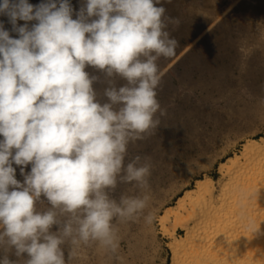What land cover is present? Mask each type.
<instances>
[{
    "label": "clouds",
    "instance_id": "1",
    "mask_svg": "<svg viewBox=\"0 0 264 264\" xmlns=\"http://www.w3.org/2000/svg\"><path fill=\"white\" fill-rule=\"evenodd\" d=\"M159 3L86 0L73 19L69 0L0 2L18 33L0 23V248L26 254L24 264H68L93 243L115 252L117 224L144 213L147 194L114 193L119 184L148 187L150 165L129 158L128 146L159 123L157 62L177 44ZM94 83L106 84L107 102ZM42 196L50 207L38 211ZM0 264L14 262L4 255Z\"/></svg>",
    "mask_w": 264,
    "mask_h": 264
},
{
    "label": "rangeland",
    "instance_id": "2",
    "mask_svg": "<svg viewBox=\"0 0 264 264\" xmlns=\"http://www.w3.org/2000/svg\"><path fill=\"white\" fill-rule=\"evenodd\" d=\"M39 1L32 5H39ZM69 1L73 8L72 18L76 19L86 0ZM161 5L166 9L165 18H171L168 31L177 44L173 56L162 57L157 62L160 84L156 91L160 111L154 119L159 123L144 134V137H154L149 148L142 145L143 139L128 146L129 158L139 155L142 163L150 165L148 187L141 190L134 184H119L114 193L117 199L121 194H147V207L139 219L121 223L124 231L120 230L121 224H117L119 244L115 252L93 243L79 248L68 264H170L171 250L167 242L171 238L158 231L157 215L166 204L175 203L177 196L193 185L196 177L206 172L219 175V162L240 151L244 137L264 135V107L260 110L257 107V99L264 102L260 92L264 89V76L252 73L264 72V0H160L157 6ZM5 21L4 18L0 21L4 29L18 38V33L9 30ZM35 22L21 24L27 23L31 28ZM241 69L247 70L248 78L240 79L242 82L236 87H229L235 83L237 71ZM85 71L103 79V73L90 66ZM221 76L226 79H220ZM125 83L122 79L116 80L117 87ZM93 85L96 92L101 93H97V98L102 103L107 102L103 96L106 84ZM212 92L222 97L221 110L204 109L194 113L192 103L205 107ZM164 108L168 109L166 113ZM188 118L196 119L198 124L192 133L186 130L190 129ZM183 143L190 144L188 149ZM153 152L156 159H148ZM13 167L16 179L23 182L21 166L14 164ZM24 171L25 174L30 172L31 164L24 166ZM48 207L50 205L42 196L36 204L37 210ZM148 215L150 222L144 218ZM51 230L57 231V226ZM177 231L184 233L185 229L179 226ZM62 249L68 260L70 246ZM14 251L0 248V258L7 255L14 264H24L27 255L16 257Z\"/></svg>",
    "mask_w": 264,
    "mask_h": 264
},
{
    "label": "bare ground",
    "instance_id": "3",
    "mask_svg": "<svg viewBox=\"0 0 264 264\" xmlns=\"http://www.w3.org/2000/svg\"><path fill=\"white\" fill-rule=\"evenodd\" d=\"M35 1L39 0H28L31 4ZM3 18L7 19V28L12 29L8 17L0 14V21ZM18 23L23 25L24 21ZM237 73L236 79L233 78L235 83L229 87L240 85V79L249 75L242 69ZM252 73L264 76V72ZM220 79L226 78L221 76ZM260 92L264 95V89ZM220 95L223 96L222 90ZM221 96L212 92L205 107L192 103V111L219 110ZM224 101L228 102V99ZM257 101L260 110L264 102ZM167 110L164 108L163 112ZM188 121L190 129L186 130L192 133L198 124L196 119L188 118ZM153 138L146 135L142 145L149 148ZM242 144L240 151L219 162V175L206 172L196 177L194 184L186 187L175 203L166 204L157 215L158 231L171 238L167 242L171 250L170 264H264V135L246 136ZM187 145L183 143L185 148ZM148 159L155 160V152L149 153ZM123 226L119 227L124 231ZM179 226L184 227V233H178ZM66 245L69 244L62 247Z\"/></svg>",
    "mask_w": 264,
    "mask_h": 264
}]
</instances>
